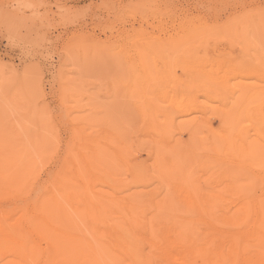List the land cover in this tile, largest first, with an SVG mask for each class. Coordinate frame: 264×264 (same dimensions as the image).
<instances>
[{
    "label": "rangeland",
    "instance_id": "obj_1",
    "mask_svg": "<svg viewBox=\"0 0 264 264\" xmlns=\"http://www.w3.org/2000/svg\"><path fill=\"white\" fill-rule=\"evenodd\" d=\"M181 255L264 262V0H0V264Z\"/></svg>",
    "mask_w": 264,
    "mask_h": 264
},
{
    "label": "bare ground",
    "instance_id": "obj_2",
    "mask_svg": "<svg viewBox=\"0 0 264 264\" xmlns=\"http://www.w3.org/2000/svg\"><path fill=\"white\" fill-rule=\"evenodd\" d=\"M170 177H171V178H169L170 181L175 182L174 184L176 186V190H177L178 194L183 199H185L189 204L197 205L198 198H201V200L204 203H211L212 205H217V203H218L217 194H215L213 191H208V192L203 191L202 192L200 190H197L195 185L191 182V180L187 176L175 174V175H172ZM246 217H247V213H244L242 216V220H244ZM229 219L230 218L227 217L228 221L233 220V218H231L230 220ZM237 220H238V218L235 220V222ZM201 252H202L203 256H205V257L208 255V253L214 252V249L211 246V243L210 242L204 243V247L201 249ZM252 253H254V252H252ZM256 255H258V254H256ZM258 256L261 257L262 255L260 254ZM227 257L231 261L234 260V257L231 254V252L229 253V255ZM194 259H193V255H192V260H190V261L189 260L187 261L185 256L181 255V257H180L182 264H193V261H194V264H223V263L225 264L224 259L222 257L217 256V255L213 256L212 263L204 262V261L201 262V259H199V257L196 255H194ZM197 260H198V262H197ZM249 260L251 263H256L255 259L253 258V255L249 256ZM262 264H264V262Z\"/></svg>",
    "mask_w": 264,
    "mask_h": 264
}]
</instances>
